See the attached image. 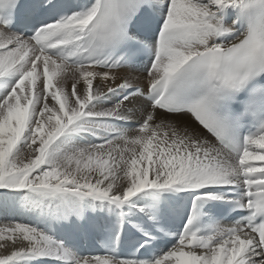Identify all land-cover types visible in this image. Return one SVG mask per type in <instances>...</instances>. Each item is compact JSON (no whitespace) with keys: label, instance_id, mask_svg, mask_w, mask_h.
Listing matches in <instances>:
<instances>
[{"label":"snow or ice","instance_id":"6c2138e0","mask_svg":"<svg viewBox=\"0 0 264 264\" xmlns=\"http://www.w3.org/2000/svg\"><path fill=\"white\" fill-rule=\"evenodd\" d=\"M0 250L264 264V0H0Z\"/></svg>","mask_w":264,"mask_h":264},{"label":"bare ground","instance_id":"6f19581e","mask_svg":"<svg viewBox=\"0 0 264 264\" xmlns=\"http://www.w3.org/2000/svg\"><path fill=\"white\" fill-rule=\"evenodd\" d=\"M28 220H30V218H24V222H28ZM100 244L101 242L99 240H92L91 238L80 242V246L83 248L84 254H101L98 251V246ZM0 252H2V250H0Z\"/></svg>","mask_w":264,"mask_h":264}]
</instances>
